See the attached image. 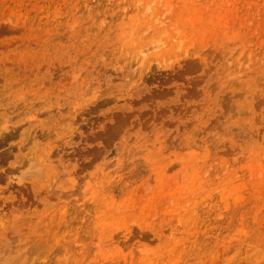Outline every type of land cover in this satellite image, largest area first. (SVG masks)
<instances>
[{"label": "rangeland", "instance_id": "rangeland-1", "mask_svg": "<svg viewBox=\"0 0 264 264\" xmlns=\"http://www.w3.org/2000/svg\"><path fill=\"white\" fill-rule=\"evenodd\" d=\"M0 128V264H264V0H0Z\"/></svg>", "mask_w": 264, "mask_h": 264}, {"label": "bare ground", "instance_id": "bare-ground-1", "mask_svg": "<svg viewBox=\"0 0 264 264\" xmlns=\"http://www.w3.org/2000/svg\"><path fill=\"white\" fill-rule=\"evenodd\" d=\"M153 14L154 13H152V15ZM157 18L158 17H155V19H157ZM120 52H121V50H120ZM3 97H4V101H2V102L7 101V103H9L10 99L9 98L7 99L6 95H3ZM3 130L4 129H1L0 128V147H2L4 145V141L7 142L11 138V136H12L10 133H8V132H10V130L7 133H4ZM6 157H9L7 153H1L0 154V169L3 168V164H2L1 161H2V159L6 158ZM10 179L11 178L9 177L8 180H10ZM0 180H1V177H0ZM6 189L7 190H10L9 187H7ZM4 191L5 190L2 188V185H0V221L2 220L1 221L2 224L6 220L5 215H4L5 210L10 209V208H13L16 205L15 195H13L11 193V191H7V193H6L7 195L6 196H3ZM3 227H4V225H3ZM3 227H2V230H3ZM14 228H15V230H17V226H15Z\"/></svg>", "mask_w": 264, "mask_h": 264}]
</instances>
